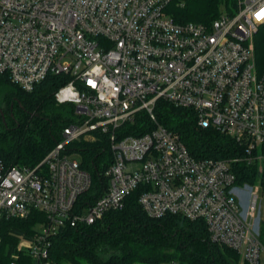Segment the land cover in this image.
I'll use <instances>...</instances> for the list:
<instances>
[{
    "label": "built area",
    "instance_id": "1",
    "mask_svg": "<svg viewBox=\"0 0 264 264\" xmlns=\"http://www.w3.org/2000/svg\"><path fill=\"white\" fill-rule=\"evenodd\" d=\"M170 2L0 0V74L25 91L50 75L67 77L55 99L74 104L76 115L35 167L7 166L0 157V243L4 218L44 214L13 255L52 264L54 235L124 209L139 190L149 216L203 220L212 242L238 251L242 263L260 264L258 196L237 183L232 167L245 159L264 171V72L254 51L264 0H240L235 13L209 25L176 22L167 13ZM159 100L194 111L200 127L230 136L243 155L195 159L180 135L158 121ZM144 115L151 130L124 134ZM98 133L108 138L112 162L107 187L88 205L82 197L92 177L69 146Z\"/></svg>",
    "mask_w": 264,
    "mask_h": 264
},
{
    "label": "trees",
    "instance_id": "2",
    "mask_svg": "<svg viewBox=\"0 0 264 264\" xmlns=\"http://www.w3.org/2000/svg\"><path fill=\"white\" fill-rule=\"evenodd\" d=\"M240 0H171L167 13L176 22L211 24L223 12L235 13ZM255 62L264 72V24L254 36ZM65 76L50 75L25 91L4 74L0 88L5 96L0 103V157L7 166L35 167L62 139L65 127L76 120L75 105L59 104L55 93L67 83ZM158 121L180 135L189 153L197 160L225 159L243 155L238 143L215 128L199 126L194 111L159 100ZM124 134L140 135L152 129L144 115L135 124H126ZM81 155V167L90 173L92 188L82 199L90 205L107 187L106 169L112 162L108 138L98 133L95 140L81 139L69 146ZM258 163L245 159L233 163L238 184H260L264 171ZM140 191L132 193L124 209L107 213L94 224L65 227L51 239L49 260L52 264H247L238 251L212 242L203 220L179 215L161 218L149 216L139 203ZM44 214L33 212L26 219L4 218L1 224L0 264H33L25 254L13 255L20 238H30ZM264 246V222L260 223Z\"/></svg>",
    "mask_w": 264,
    "mask_h": 264
},
{
    "label": "rangeland",
    "instance_id": "3",
    "mask_svg": "<svg viewBox=\"0 0 264 264\" xmlns=\"http://www.w3.org/2000/svg\"><path fill=\"white\" fill-rule=\"evenodd\" d=\"M4 96H5V91L4 89L0 88V103H2ZM71 156H78L81 159L80 153L76 150L72 151ZM239 185L242 186V184ZM251 188H252V192L258 196V209L255 213V216L259 214L260 221L264 222V188H262L260 184L251 185ZM242 259L243 257L241 258L240 261L241 263H242ZM165 264H169V263H165ZM260 264H264L263 259L260 260Z\"/></svg>",
    "mask_w": 264,
    "mask_h": 264
},
{
    "label": "crops",
    "instance_id": "4",
    "mask_svg": "<svg viewBox=\"0 0 264 264\" xmlns=\"http://www.w3.org/2000/svg\"><path fill=\"white\" fill-rule=\"evenodd\" d=\"M261 259H263L264 260V252L262 253V255H261Z\"/></svg>",
    "mask_w": 264,
    "mask_h": 264
},
{
    "label": "snow or ice",
    "instance_id": "5",
    "mask_svg": "<svg viewBox=\"0 0 264 264\" xmlns=\"http://www.w3.org/2000/svg\"><path fill=\"white\" fill-rule=\"evenodd\" d=\"M262 14H258L257 18H260Z\"/></svg>",
    "mask_w": 264,
    "mask_h": 264
},
{
    "label": "water",
    "instance_id": "6",
    "mask_svg": "<svg viewBox=\"0 0 264 264\" xmlns=\"http://www.w3.org/2000/svg\"><path fill=\"white\" fill-rule=\"evenodd\" d=\"M257 221H259V217H258Z\"/></svg>",
    "mask_w": 264,
    "mask_h": 264
},
{
    "label": "clouds",
    "instance_id": "7",
    "mask_svg": "<svg viewBox=\"0 0 264 264\" xmlns=\"http://www.w3.org/2000/svg\"><path fill=\"white\" fill-rule=\"evenodd\" d=\"M262 15H264V13H261Z\"/></svg>",
    "mask_w": 264,
    "mask_h": 264
}]
</instances>
